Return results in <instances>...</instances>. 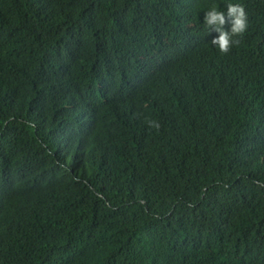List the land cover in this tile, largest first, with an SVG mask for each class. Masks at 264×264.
Returning <instances> with one entry per match:
<instances>
[{"label":"trees","instance_id":"16d2710c","mask_svg":"<svg viewBox=\"0 0 264 264\" xmlns=\"http://www.w3.org/2000/svg\"><path fill=\"white\" fill-rule=\"evenodd\" d=\"M238 2L221 53L227 0H0V264H264V0Z\"/></svg>","mask_w":264,"mask_h":264},{"label":"clouds","instance_id":"9594fccd","mask_svg":"<svg viewBox=\"0 0 264 264\" xmlns=\"http://www.w3.org/2000/svg\"><path fill=\"white\" fill-rule=\"evenodd\" d=\"M228 22L230 27L225 30L223 25ZM203 25L209 30H215L218 34L210 41L216 49L225 53L229 50L231 45L237 43L234 37L243 34L247 28V13L244 7L238 0H227L225 7L219 8L218 5L213 4L209 6L203 15ZM153 127L159 125L154 121H148Z\"/></svg>","mask_w":264,"mask_h":264},{"label":"bare ground","instance_id":"6f19581e","mask_svg":"<svg viewBox=\"0 0 264 264\" xmlns=\"http://www.w3.org/2000/svg\"><path fill=\"white\" fill-rule=\"evenodd\" d=\"M7 246V245H6Z\"/></svg>","mask_w":264,"mask_h":264}]
</instances>
